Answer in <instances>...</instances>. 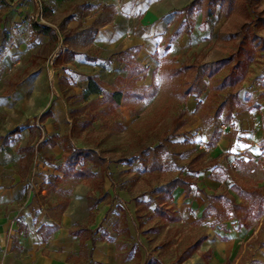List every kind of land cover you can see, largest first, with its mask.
<instances>
[{
    "label": "rangeland",
    "instance_id": "rangeland-1",
    "mask_svg": "<svg viewBox=\"0 0 264 264\" xmlns=\"http://www.w3.org/2000/svg\"><path fill=\"white\" fill-rule=\"evenodd\" d=\"M109 1H72L59 15L66 40L61 44L56 39V45L40 42L32 51L33 37L28 35L27 48L19 49L25 37L20 36L19 21L11 17L14 3L0 0V60L8 57L10 67L18 66L15 80L44 62L53 67L55 77L48 82L47 93L63 97L67 117L61 126L53 123V134H67L73 145L93 148L108 165V171H103L88 162L82 174L73 173L68 166L69 174L61 186L55 188L52 183L49 188L48 205L56 212L67 207L74 217L72 230L81 231L82 236L95 230L101 238H110L101 223L95 229L87 227L93 214L105 210L104 220L115 221L116 233L110 239L119 247L123 264H170L204 236L206 226L201 219L172 223L169 217L176 213V195L173 189L162 187L170 179H189L191 175L197 181L201 171L215 165L216 179L230 175L247 186L242 206L235 209L242 223L256 224L264 214V201L250 191L264 168L260 164L242 166L237 161L223 168L208 151L233 113L264 99V0H198L186 11L176 8L171 12L176 14L173 30L157 52L164 53L167 40L198 27L196 45L185 52L182 65L177 68L179 61L168 59L154 72L149 85L136 84L138 67L129 69L128 75H114L110 82L94 75L102 93L85 96L83 83L88 73L84 70L95 65L98 53L90 45L92 32L82 28L68 31L66 19L72 14L69 10L74 13L77 9L81 27L93 17L94 24L104 23L113 12ZM33 23L28 16L29 32ZM126 54L117 51L102 58L103 69H107V60ZM76 55L79 62L74 66ZM230 70L234 72L229 76ZM40 93L36 92L37 99ZM112 93L118 94V102ZM121 156L128 160L116 162ZM51 163L55 167L58 161L52 159ZM47 178L54 180L53 174ZM100 198L103 200L98 202ZM212 205L209 212L219 219L210 226L222 225L220 220L233 212L230 203L213 198ZM263 242L264 220L247 244ZM202 255L208 256L209 251Z\"/></svg>",
    "mask_w": 264,
    "mask_h": 264
},
{
    "label": "crops",
    "instance_id": "crops-1",
    "mask_svg": "<svg viewBox=\"0 0 264 264\" xmlns=\"http://www.w3.org/2000/svg\"><path fill=\"white\" fill-rule=\"evenodd\" d=\"M8 1L14 3L11 17L19 21L20 36L33 37L32 51L40 42H55L57 39L62 44L66 40V34L59 27L62 20L59 15H63L64 7L74 0H42L41 7L33 0ZM190 1L110 0L108 3L113 5L110 20L96 25L92 22L95 20L93 17L91 21L82 22L85 26L81 27L78 10L75 9L74 13L69 10L72 14L66 19L65 26L68 31L82 28L92 32L90 45L97 51L98 59L95 65L84 70L88 76L96 75L98 80L110 82L114 75H128L129 69L138 67L135 73L140 77L135 76L136 84L149 85L154 72L168 59L175 57L179 61L175 64L177 68L182 65L186 60L185 52L196 42L194 37L199 35L198 27L191 33H180L167 40L168 48L164 53L157 52L163 46V38L173 30L176 14L171 12ZM28 16L33 18V24L47 26L50 32H37L33 24L29 32ZM20 42L19 49L27 48L26 37ZM132 48L133 53L126 52ZM117 51L127 54L107 60V69H103V59ZM78 62L76 55L73 65L77 66ZM44 63L41 68L29 69L20 80H15L13 75L18 66L10 67L8 57L1 56L0 60V264H123L119 258V247L110 239L116 233L115 221L109 224L108 218L104 220L105 210L93 214V220L87 227L95 229L101 223L110 238H101L100 231L95 230L88 236H82L81 231L72 230L74 217L67 207L56 212L48 205L52 183L55 188L60 187L69 174L63 148L69 137L52 132L53 123L61 126L67 118L66 108L61 95L49 96L47 93L48 82L55 75L53 67ZM83 86L87 89L88 80ZM37 91L41 92L40 99H37ZM208 151L223 168H228L231 159H236L242 166L260 164L264 168V99L250 109L233 113L212 140ZM52 159L58 161L55 167ZM88 162L108 171L106 161L104 165L86 161L79 173L87 169ZM62 164L65 165L63 170ZM79 166L77 164L75 168ZM214 167L208 166L201 171L197 181L189 175L188 180L193 183L187 194L179 185L172 188L176 195V213L169 217L172 223L190 224L201 219L206 226L204 236L170 264H264V242L247 244L258 232L264 214L260 215L258 223L245 225L234 208L227 219L220 220L222 225L210 226L219 218L209 212L213 199L208 206L207 194L224 193L238 204V209L242 206V192L247 188L246 184H238L230 175L216 179ZM50 174L54 176L52 182L47 178ZM260 174L261 178L251 184L255 188L250 191L259 192L261 201H264V169ZM233 185L240 192L234 190ZM102 200L100 198L98 202ZM205 208L207 213L203 216ZM160 214L164 215V212ZM207 251L209 255L204 257L202 254Z\"/></svg>",
    "mask_w": 264,
    "mask_h": 264
},
{
    "label": "trees",
    "instance_id": "trees-1",
    "mask_svg": "<svg viewBox=\"0 0 264 264\" xmlns=\"http://www.w3.org/2000/svg\"><path fill=\"white\" fill-rule=\"evenodd\" d=\"M198 2V0H191L190 2H188L185 6H183L181 8V10L186 11L187 9H189L190 7L194 6L196 3ZM211 14V11H208V15ZM256 20V19H255ZM33 28L37 31V32H45V33H49L50 29L47 26L44 25H38V24H33ZM93 29V28H91ZM233 70L229 71V76L233 75ZM100 94L102 93V89L100 87L99 81L94 77V76H88V87L87 89L84 91V95L88 96L90 94ZM111 97L118 102L119 101V97L117 93H112ZM63 148H64V160L69 164V166L72 168V171L74 173H79L82 168L84 167V163L86 161H91L94 164H102L104 165V158H102L101 156H98L97 153L92 150V149H87V148H83V147H77L74 146L71 141L67 138L65 140V142L63 143ZM127 160L125 157H119L116 159V161H125ZM79 164V168H75V165ZM193 183L192 180H188L184 177L181 176H176L173 179L169 180L166 184H164L162 187L166 188L167 190L172 189L173 187H175L176 185H179L181 187H183L184 192L187 194L188 191L191 188V184ZM233 189L237 190L238 192H240L239 188L236 187L235 185H233ZM254 193H256V195L258 196V198L261 200L262 196L261 194H259V192H255V190L253 191ZM207 197L209 198V204L208 206L211 205L212 199L213 198H223L225 199L228 203H230V206H232V209L237 208L238 204L234 202L233 199H229V197H227L226 194L224 193H219V194H207ZM263 200V199H262ZM207 206V207H208ZM155 209H159L157 206H155ZM161 213L163 212L162 210H159ZM207 213V208H205L203 210V216ZM198 243V242H197ZM191 253V252H189ZM182 258L179 259V261Z\"/></svg>",
    "mask_w": 264,
    "mask_h": 264
},
{
    "label": "built area",
    "instance_id": "built-area-1",
    "mask_svg": "<svg viewBox=\"0 0 264 264\" xmlns=\"http://www.w3.org/2000/svg\"><path fill=\"white\" fill-rule=\"evenodd\" d=\"M14 2H18L19 0H12ZM39 7H41L42 0H33ZM40 16V13H39ZM236 159H231L230 163L235 165Z\"/></svg>",
    "mask_w": 264,
    "mask_h": 264
},
{
    "label": "snow or ice",
    "instance_id": "snow-or-ice-1",
    "mask_svg": "<svg viewBox=\"0 0 264 264\" xmlns=\"http://www.w3.org/2000/svg\"><path fill=\"white\" fill-rule=\"evenodd\" d=\"M259 150L257 149V152H258Z\"/></svg>",
    "mask_w": 264,
    "mask_h": 264
}]
</instances>
